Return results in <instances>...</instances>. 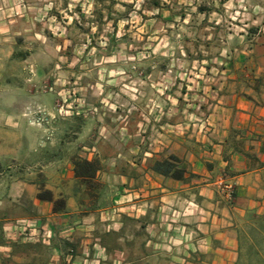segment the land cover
Returning a JSON list of instances; mask_svg holds the SVG:
<instances>
[{"label": "crops", "instance_id": "1", "mask_svg": "<svg viewBox=\"0 0 264 264\" xmlns=\"http://www.w3.org/2000/svg\"><path fill=\"white\" fill-rule=\"evenodd\" d=\"M69 1L29 0L16 18L28 29L9 30L1 25L14 21L15 3L0 0V39H30L8 51L18 67L0 82L8 109L0 113V264H238L240 226L264 215V0L176 1L183 10L170 8V23L183 22L193 36L199 27L197 39L183 33L184 64L208 77L172 87L161 110L152 84L164 71L157 55L144 60L143 46L120 45L125 33L106 47L90 42L102 22L116 28L128 13L112 17L113 0H77L91 13H79L83 23L71 13L73 33L56 36L50 21L63 18ZM65 76L89 112L57 121L54 140L38 147L42 129L22 107L50 104L54 95L39 88H60ZM170 154L182 179L151 169ZM82 160L93 174L75 173ZM41 190L64 204L38 198Z\"/></svg>", "mask_w": 264, "mask_h": 264}, {"label": "rangeland", "instance_id": "2", "mask_svg": "<svg viewBox=\"0 0 264 264\" xmlns=\"http://www.w3.org/2000/svg\"><path fill=\"white\" fill-rule=\"evenodd\" d=\"M6 1L4 0V4ZM153 1L154 0H113V3L115 2L118 4L114 7V4L111 5L112 17H117L119 13H128L127 20L120 21L119 26L116 28H113L112 22H109L108 24L102 22L100 31L94 29V32H91L93 33L94 38L90 39V42L95 40L97 45L106 47L112 36L114 37V35H116L118 38L120 36L119 33H125V38L120 45L143 46V52L140 53V57L144 58V60L150 59L152 55H157L160 65H164V71L160 72L158 79L152 84L158 95V97L154 99V107L161 110L163 109V106H165V102H167V99L164 98V96L169 95V91L172 87H178L177 90L180 88L184 89L186 88V83L189 85H192L191 83H193L189 82L188 78L191 77L194 80H200L208 76L207 71L204 69L186 68V65L184 64V56L181 55V50H183L184 45V42L182 41L183 33L187 32L191 38L195 37L197 39L198 37L196 35L199 33V27H197L199 25V16H194L197 29L196 34L193 36V32H191L189 28H185L183 22H175L172 25L170 23V17L172 14L169 12L167 15V11H170V8H177L175 13L183 10V7L180 6L182 5V1L177 5V0H158V9L149 10V4L153 3ZM28 2L29 0L27 2L26 0H14L15 5L11 9L10 17L14 21L10 23L8 22L9 25L7 26L6 24L1 25V28L9 30L17 28L28 29L27 22L16 21V18L21 13L18 11H22V13L24 9V11H26V3ZM69 2L71 3L69 9L62 11L61 15L63 18L54 17L50 21L49 30L56 36H65L66 34L73 33L67 31L66 28L69 24L71 26L72 22H74V20L69 22L71 13L75 14V19L79 23L84 22L79 13L84 15L91 13L92 5L87 7L86 3L85 5L82 4L77 7L75 6L77 0H70ZM124 3L126 4L125 6ZM4 8L5 6H2L0 9L3 10ZM186 11L188 12L189 10ZM193 11L194 10L191 11V15L193 14ZM156 12L157 14L155 15ZM139 13L141 17L139 16ZM123 29L125 32H123ZM201 31L203 30L201 29ZM13 42L16 44H13ZM29 42L30 39H24L20 44L19 41L12 36H10L9 39H0V82L4 79L3 73H5V71L12 72L18 67V65H14L13 62L8 60V51L17 45H19L18 47H27L30 45ZM186 44L189 47H193L192 41H188ZM151 48L155 54L148 53ZM28 56L29 54L25 57L26 61L24 62V70L28 69L29 80L34 76L35 67L34 64L29 61ZM87 56L89 57L90 54ZM121 57H123V55ZM19 58H23V56L20 54L18 56V59ZM64 80L68 82H64V86L60 88H57L56 83H50L49 81L43 83L39 88V91L42 93H52L54 95L50 104L29 101L22 107L21 113L26 118L27 123L42 129V132L38 137V147H45L48 143L54 140L56 136L55 131L57 121L66 119L72 115L71 113H77L78 111V113L89 112L83 95L79 94L76 88L70 86L68 77L64 78ZM6 106L7 102L0 101V113L4 114L8 112ZM193 107L194 109L200 110V107L197 105H194ZM10 165L20 167V164L17 162L15 163V161H12ZM252 219L253 217L243 223L239 228V231H241L243 236V255L240 264H264V233H249Z\"/></svg>", "mask_w": 264, "mask_h": 264}, {"label": "trees", "instance_id": "3", "mask_svg": "<svg viewBox=\"0 0 264 264\" xmlns=\"http://www.w3.org/2000/svg\"><path fill=\"white\" fill-rule=\"evenodd\" d=\"M151 169L164 176H169L174 179H182L184 175V168L181 166V161L175 155H168L163 159H157L151 164ZM95 171V166L92 162L87 160L77 161L75 163V173L80 175H91ZM38 198L42 200L53 201L54 205L62 206L64 200L61 198L54 199L52 193L49 190H41L38 193ZM249 233L263 234L264 233V215H254L251 226L249 227ZM239 232V257L238 264H240L242 253V241L243 236L241 231ZM263 264V263H261Z\"/></svg>", "mask_w": 264, "mask_h": 264}, {"label": "built area", "instance_id": "4", "mask_svg": "<svg viewBox=\"0 0 264 264\" xmlns=\"http://www.w3.org/2000/svg\"><path fill=\"white\" fill-rule=\"evenodd\" d=\"M216 184H217V186H218V188L220 190L225 191V192L231 194V189H232L231 186L228 185L227 183H225L223 181V179H221V178L217 179Z\"/></svg>", "mask_w": 264, "mask_h": 264}]
</instances>
